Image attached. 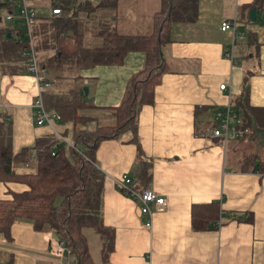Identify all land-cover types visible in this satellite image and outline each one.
<instances>
[{"label":"crops","instance_id":"0c3cea01","mask_svg":"<svg viewBox=\"0 0 264 264\" xmlns=\"http://www.w3.org/2000/svg\"><path fill=\"white\" fill-rule=\"evenodd\" d=\"M80 1L79 6L88 12L83 6L87 0ZM88 1L93 7L100 2ZM252 2L196 0L192 22L168 26L170 43L161 48V54L169 72L154 87L152 104L142 106L135 118L140 156L131 132L101 141L94 152V164L104 175L99 216L109 242L103 259V240L93 230L84 229L98 237L94 241L90 235L96 250L89 254L93 264L94 257L98 264H264V170H240L247 157L257 158L264 169L263 138L249 128L241 140L224 144L211 136L216 110L228 107L243 121V105L264 110V0L250 21L249 11L243 7ZM49 16L50 12L41 18ZM244 16L250 22L247 29L252 37L243 36L237 26L239 37L231 61L225 57L230 36L219 27L224 21ZM105 20L102 15L98 25ZM114 20L112 17L110 22ZM127 20L130 26L132 19ZM148 24L151 26V17ZM36 25L37 21L32 31ZM132 26L143 25L134 22ZM34 35L38 37L36 32ZM25 64L12 62L0 71V128L8 136L11 154L43 136L65 137L68 125L70 135L64 140L72 144L71 124L50 120L48 125L36 126L31 122V106L38 94L48 93L50 81L47 89H40L26 73ZM142 64V54L130 52L118 66L78 69L74 79L83 82L74 90L85 88L90 99L88 103L86 98V103L99 109L88 110L89 120L76 128L91 131L99 121V110L118 106L128 79ZM219 85H225V90L220 91ZM256 123L264 134V126ZM228 152L235 156H228ZM30 155L27 164L12 165L10 171L15 176L34 174V156ZM144 164L148 165L146 189L164 200L163 206L153 211L148 228L144 227L146 217L139 215V203L125 196L116 182ZM131 177L135 185V177ZM26 190L20 183L0 182V201ZM213 202L219 204L217 228L193 231L190 207ZM248 213L251 221L246 220ZM82 234L89 252V236L85 231ZM50 237L47 230H35L28 221H13L7 233H0V264H64L72 260L69 255L50 254Z\"/></svg>","mask_w":264,"mask_h":264},{"label":"trees","instance_id":"16d2710c","mask_svg":"<svg viewBox=\"0 0 264 264\" xmlns=\"http://www.w3.org/2000/svg\"><path fill=\"white\" fill-rule=\"evenodd\" d=\"M117 1L100 0L93 7L87 0L84 5L88 7L89 12L93 8L113 9ZM262 2L263 0H253L243 9L246 12L251 9L258 11ZM72 4L73 0H52L51 9L58 8L60 14L35 19L49 23L45 28L38 30L39 34L47 33L49 42H43V38L41 40L39 36H35L34 30L31 33L38 66L45 72L47 81L46 76L49 73L58 72L68 65H73L77 70L93 66H118L130 52L142 54L143 64L141 69L128 79L118 106L107 108L111 111L113 125L96 126L91 131L76 128L87 123V111L96 108L86 103L87 97L81 90L71 89L64 95L42 94L43 109L54 114L58 124H71L70 142L74 149L58 140V137L64 139V134H52L36 139L30 147L22 148L12 155L8 136L0 128V182L20 183L27 188L20 194L12 195L9 200L0 201V233H7L13 221H28L35 230L48 226L63 242L72 260L77 264H93L82 231L91 229L101 237L103 259L109 242L108 232L102 226L99 216L104 175L94 164V152L101 141L115 139L124 132H131V141L136 146L137 156H140L141 151L136 139V114L142 106L152 104L154 87L159 83L161 76L169 72L161 54V48L170 43L168 26L171 23L192 22L196 16V0H160L158 11L151 17L153 31L148 35H116L107 27H101L96 35L102 39V45L94 48L82 47L78 18L74 12L71 15L67 12ZM80 8L81 6L76 7ZM2 10L12 12L5 2L0 3V11ZM8 24L11 27L0 29V71L3 67L10 66L9 63L27 62V57L21 55L27 51L26 42H16V36L23 35V30L14 26L15 19ZM249 24L247 16L237 18V26L247 38L252 37L247 29ZM6 34L10 37L6 38ZM242 108L245 112L246 128L253 130L248 115L253 118L255 129L258 130L257 121L264 126V110L248 109L246 105ZM31 152L34 156V174L15 176L10 168L14 164L30 162ZM256 159L245 158L240 170L263 171L264 169L260 168L263 166H259ZM144 165L131 174L135 177L133 188L137 190L146 188L149 180L146 174L148 165ZM218 217L219 204L216 202L190 207V226L195 232L215 230ZM250 217L248 213L246 220L251 221Z\"/></svg>","mask_w":264,"mask_h":264},{"label":"built area","instance_id":"2783aa9c","mask_svg":"<svg viewBox=\"0 0 264 264\" xmlns=\"http://www.w3.org/2000/svg\"><path fill=\"white\" fill-rule=\"evenodd\" d=\"M30 0H0V3H6L12 10L11 13L3 11L1 20L9 23L15 19L16 28L23 30V35L16 36V42L22 44L26 42L27 51H24L21 55L27 57L26 71L28 75H31L40 89L44 90L49 87V82L45 79V72L39 69L37 57L33 50V40H32V26L35 23L37 17L35 11L29 8L28 3ZM16 10V15L14 13ZM60 14L58 8H53L50 11V15L57 16ZM219 30L221 32H226L230 36V44L226 50L225 57L232 61L233 53L235 49V41L239 37L237 30V17L231 21H224L220 24ZM218 89L220 91L225 90V85H219ZM32 120L36 126L48 125L50 120L56 121V116L54 114L50 115L43 109L41 95L38 94L32 106ZM216 121L215 127L211 132L212 138L220 139L224 144L230 140H236L244 138L248 135L249 129L244 126V121L238 118L234 113H232L228 107L223 111L216 110L213 114ZM58 140L66 143L70 148L74 149V146L68 144L63 138L58 137ZM120 186L121 192L129 197L130 199L136 200L139 203L138 212L139 215L146 217V222L144 224L145 228L150 227V218L154 210H159L163 206V199L159 197L156 193L149 189L137 190L133 188V179L129 178L127 175H122L119 180L116 181ZM41 230H47L51 236L49 241V252L54 257H62L69 255V251L64 247L62 241L55 240L53 238V232L48 228V226L42 227ZM64 264H77L75 260H66Z\"/></svg>","mask_w":264,"mask_h":264},{"label":"rangeland","instance_id":"374dc122","mask_svg":"<svg viewBox=\"0 0 264 264\" xmlns=\"http://www.w3.org/2000/svg\"><path fill=\"white\" fill-rule=\"evenodd\" d=\"M159 0H118L114 3L116 10H108V11H94L91 10L89 12L85 11L84 8L76 9L82 1L73 0V4L68 7V15H71L74 12L78 18L80 31L82 36L80 38L81 45L84 48H94L102 45V39L96 34L101 30V25H107L108 30L116 35H124V36H144L152 33L153 29L148 23L150 22V17H152V13L158 11ZM59 2V1H58ZM52 0H30L28 3L29 8H32L36 13H39V16L46 17L50 12V5ZM84 7L86 5H83ZM87 7V6H86ZM66 12V13H67ZM14 13L16 15V10L14 9ZM3 11H0V16L2 17ZM105 16V21L101 22L99 26V20L101 16ZM112 17H115L113 22H110ZM130 17L132 19V23L128 26L127 18ZM134 22H139L143 26L135 28L133 27ZM103 23V24H102ZM106 23V24H105ZM49 23L46 21L37 20V25L34 26L35 32L38 33V36L43 38L46 42L50 41V38L46 34H39V31L42 28L48 26ZM125 24V26L123 25ZM10 24L2 21L0 22V29L9 28ZM39 30V31H38ZM47 53V52H46ZM77 73V69L73 65H68L63 67L58 72H51L46 77H48V82L50 81V88L47 90L48 93L54 95H64L67 93L68 89H75L78 87L83 81L79 82L75 81V76ZM54 87H57L55 91ZM83 87L81 91H83ZM87 102L90 103L89 97H87ZM93 115V114H92ZM96 115L98 117V122H95L96 126L102 125H113V120L111 116V111L104 109L99 110ZM95 127V126H94ZM67 134L66 138H69L70 135V126H66ZM65 138V139H66ZM67 140V139H66ZM234 155V153H233ZM231 152H228V156H233ZM235 156V155H234ZM234 158V157H233ZM32 164V163H31ZM89 236V254H94L96 250L94 249V241L98 239L97 235L90 230H83ZM92 236L94 241L90 240ZM94 263L98 264L99 261L96 257H94Z\"/></svg>","mask_w":264,"mask_h":264},{"label":"water","instance_id":"95a60500","mask_svg":"<svg viewBox=\"0 0 264 264\" xmlns=\"http://www.w3.org/2000/svg\"><path fill=\"white\" fill-rule=\"evenodd\" d=\"M248 16H249V20L250 21H253V19H254V16H255V10L254 9H251L250 11H249V13H248ZM10 37V35L9 34H6V38H9ZM85 94H86V89L84 88L83 89V95L85 96ZM248 117H249V119H250V123H251V125L253 126L252 128H253V132L254 133H256L257 134V136H260L261 138H263V141H264V134L261 132V131H258L257 129H255L254 128V121H253V119L248 115ZM53 238L55 239V240H58V238L53 234ZM64 257H65V255H64Z\"/></svg>","mask_w":264,"mask_h":264}]
</instances>
